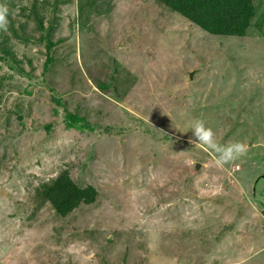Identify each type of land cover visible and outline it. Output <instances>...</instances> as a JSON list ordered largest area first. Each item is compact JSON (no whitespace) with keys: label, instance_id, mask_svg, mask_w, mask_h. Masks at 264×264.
Masks as SVG:
<instances>
[{"label":"rangeland","instance_id":"374dc122","mask_svg":"<svg viewBox=\"0 0 264 264\" xmlns=\"http://www.w3.org/2000/svg\"><path fill=\"white\" fill-rule=\"evenodd\" d=\"M13 1L0 14L17 26L32 0ZM112 1L82 24L79 0L47 6L63 41L45 79L63 105L42 82L43 43L13 39L37 78L0 61L13 75L0 89V264H264V25L217 36L158 0ZM17 105L24 126L7 113ZM197 121L246 153L218 166L193 141ZM62 169L99 191L66 217L36 196Z\"/></svg>","mask_w":264,"mask_h":264},{"label":"trees","instance_id":"16d2710c","mask_svg":"<svg viewBox=\"0 0 264 264\" xmlns=\"http://www.w3.org/2000/svg\"><path fill=\"white\" fill-rule=\"evenodd\" d=\"M62 0H32L30 9L22 7L20 16L25 17L24 20H18V25L15 24V19L12 17L11 9L6 10V26L0 28V61L7 65L12 72L27 76L29 78H37L34 75L33 58L24 57L20 58L16 50L13 39H18L26 45L35 41L43 43L46 48V60L43 63L42 82L47 85L52 92V99L59 105L61 100L56 96V90L46 82L45 74L49 71L50 67L55 63L54 53L55 47L63 40H53L54 23L58 21V17H52L51 10L47 11V6H52L54 11L59 6ZM71 1V0H70ZM100 1L101 5L97 3ZM160 3L185 17L192 24L200 27L211 35L227 36V37H245L249 34L250 29L262 28L264 25V12H259V4L256 0H158ZM80 20L84 21V13L89 16L94 10L104 7L106 12L110 11L113 6L112 0H79ZM10 4L15 5V1L10 0ZM41 3V6H39ZM103 6V7H102ZM85 8L88 12H85ZM103 8V9H104ZM27 9L29 12L27 13ZM46 12L49 13V25L45 26L47 19ZM53 19V21H52ZM32 20L36 27L35 29L40 32L39 36L28 32V24ZM258 28V30H259ZM24 62H28L32 69L27 71ZM11 73H4L0 77V89L4 88V80L11 78ZM131 79V78H130ZM135 77L131 79L130 83H134ZM118 80H115L117 82ZM106 87V86H105ZM107 88V87H106ZM2 97L0 96V99ZM63 105V104H62ZM21 106L17 105L16 110L9 109L7 113L11 115L16 112L20 123L24 126L23 117L21 116ZM75 116V117H73ZM67 124L69 127H84L86 125H78L79 117L72 112L67 113ZM77 117V118H76ZM11 124L10 119L7 120ZM84 125V126H83ZM51 128V126H50ZM91 128V127H89ZM21 131V130H20ZM36 196L41 204L48 203L53 211L61 216L66 217L73 213L82 205L94 204L99 196V191L94 185L82 186L77 183L68 169H62L59 173L52 178L43 180L36 188Z\"/></svg>","mask_w":264,"mask_h":264},{"label":"clouds","instance_id":"9594fccd","mask_svg":"<svg viewBox=\"0 0 264 264\" xmlns=\"http://www.w3.org/2000/svg\"><path fill=\"white\" fill-rule=\"evenodd\" d=\"M6 26V21L3 14H0V28ZM193 132V136L197 144L206 145L207 148L211 149L217 154L216 164L223 166L240 156L244 155L247 151L246 146L243 143H232L228 145H220L215 140V133L202 121L195 122L189 129ZM192 141V142H193Z\"/></svg>","mask_w":264,"mask_h":264}]
</instances>
